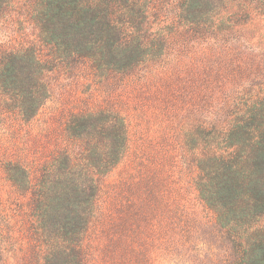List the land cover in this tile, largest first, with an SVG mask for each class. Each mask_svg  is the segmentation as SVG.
Returning a JSON list of instances; mask_svg holds the SVG:
<instances>
[{
    "label": "trees",
    "instance_id": "trees-1",
    "mask_svg": "<svg viewBox=\"0 0 264 264\" xmlns=\"http://www.w3.org/2000/svg\"><path fill=\"white\" fill-rule=\"evenodd\" d=\"M0 27V120L32 121L56 70L86 73L105 94L69 114L49 158L1 165L16 198L0 204V264H150L155 249L197 251L167 159L132 150L111 98L133 85L179 103L167 130L227 249L207 264H264V0H0Z\"/></svg>",
    "mask_w": 264,
    "mask_h": 264
},
{
    "label": "rangeland",
    "instance_id": "rangeland-1",
    "mask_svg": "<svg viewBox=\"0 0 264 264\" xmlns=\"http://www.w3.org/2000/svg\"><path fill=\"white\" fill-rule=\"evenodd\" d=\"M8 34L6 27H0V43L6 41ZM85 74L73 72L68 75L56 70L49 77V97L32 121L25 124L17 119L0 120V204L9 205L16 198L3 178L1 165L7 161L30 165L49 158L61 146L62 131L69 114L96 107L104 99L105 94L100 89L87 83ZM111 98L119 102L116 107L130 124L132 150L141 148L147 156L158 160L157 163L162 156L167 159L163 163L165 170L174 183L172 187L178 195L176 202L186 215L196 245L197 251H189L180 257L164 256L162 250L155 249L150 264H207L211 260L209 254H222L227 249H222L218 241L211 212L197 197L192 183L195 172L189 157L182 155L178 138L167 130L168 126L176 128L172 117L181 113L179 103L170 100L171 103L164 106L161 102L164 96L157 95L154 89L144 94L134 85L116 88ZM124 166L120 165L111 173L107 183H114Z\"/></svg>",
    "mask_w": 264,
    "mask_h": 264
}]
</instances>
